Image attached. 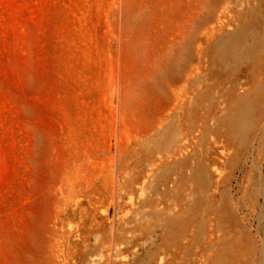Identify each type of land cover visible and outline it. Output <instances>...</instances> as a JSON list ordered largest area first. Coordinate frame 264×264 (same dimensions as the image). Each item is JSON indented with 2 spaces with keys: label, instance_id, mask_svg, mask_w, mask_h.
I'll return each mask as SVG.
<instances>
[{
  "label": "rangeland",
  "instance_id": "obj_1",
  "mask_svg": "<svg viewBox=\"0 0 264 264\" xmlns=\"http://www.w3.org/2000/svg\"><path fill=\"white\" fill-rule=\"evenodd\" d=\"M190 191L261 256L264 0H0V264L165 260ZM211 255L201 238L170 264Z\"/></svg>",
  "mask_w": 264,
  "mask_h": 264
},
{
  "label": "bare ground",
  "instance_id": "obj_2",
  "mask_svg": "<svg viewBox=\"0 0 264 264\" xmlns=\"http://www.w3.org/2000/svg\"><path fill=\"white\" fill-rule=\"evenodd\" d=\"M240 38L241 33L236 39L230 37L223 45L226 49H231L239 42ZM237 100L239 102L237 113L241 117V121L234 122L233 130L238 135H244L249 130L248 120L254 116L259 95L257 93L249 96L245 95ZM194 177V181L204 189L207 181V173L204 167L197 166V170L194 171ZM186 196V202L180 204L178 208H169L164 217L163 230L166 239V261L164 256L148 254V257L150 256L149 264H170L175 255L181 253V249L185 245H189L192 241L200 240L201 238L207 240L208 250L212 253L211 257L209 256L208 264H264V251L257 260L252 262L246 260V256L239 249L243 242L236 238H228L226 233H221L219 227L212 226L209 223L207 225L205 217L200 216L201 218H199L198 216L200 198H195L193 191L188 192ZM174 250H178L179 253ZM199 261H201L199 258L197 260L195 258L193 264H201ZM178 264H183V262L180 261Z\"/></svg>",
  "mask_w": 264,
  "mask_h": 264
}]
</instances>
